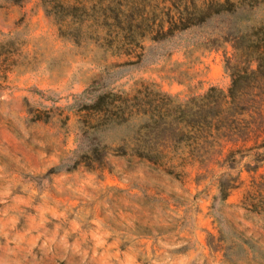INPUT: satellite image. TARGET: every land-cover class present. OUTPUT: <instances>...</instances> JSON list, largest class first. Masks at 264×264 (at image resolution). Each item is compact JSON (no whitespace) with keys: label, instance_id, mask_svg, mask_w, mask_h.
Segmentation results:
<instances>
[{"label":"rangeland","instance_id":"374dc122","mask_svg":"<svg viewBox=\"0 0 264 264\" xmlns=\"http://www.w3.org/2000/svg\"><path fill=\"white\" fill-rule=\"evenodd\" d=\"M65 1L0 0V264H264V104L221 130L179 112L228 90L264 0L187 29L223 0ZM104 91L129 119L86 108Z\"/></svg>","mask_w":264,"mask_h":264},{"label":"trees","instance_id":"16d2710c","mask_svg":"<svg viewBox=\"0 0 264 264\" xmlns=\"http://www.w3.org/2000/svg\"><path fill=\"white\" fill-rule=\"evenodd\" d=\"M17 3H22L26 0H13ZM263 0H223L210 3L206 8L200 12H192L189 19L183 25L179 26V29H187L191 26L197 25L206 21L214 14L223 12H235L244 5L257 6L262 3ZM54 6L57 9H68V13L75 14L80 7L76 3H68L65 0H52ZM175 29L173 25L170 26L165 35L167 37ZM248 33H243L242 38L247 37ZM252 36L249 45L258 47L256 51L245 60V65L241 66L236 64L233 66L232 82L228 90L225 91L217 86H211L202 97L193 96L189 102L182 106L180 114L182 119L186 120L189 125H206L216 126L217 129H222L225 125L214 124L213 120L223 115V119L230 117L231 120L237 116L238 113H243L253 108L259 109L261 103L264 104V49H260L264 46V23L253 27L250 31ZM158 39L159 37H154ZM256 62V65H253ZM256 88V89H255ZM94 101L88 103L86 108L93 109L96 112L103 113L104 116H110V120H127L131 114L129 112L130 106H133L131 99L128 96L120 95L114 91H104L96 95ZM118 99H121V103L117 108H113L111 105L115 104ZM231 123V122H230ZM188 132V131H187ZM180 141L190 140L187 136L189 133H181ZM187 136V137H185ZM98 146L93 147V152L96 157L101 158V154L96 151ZM96 151V152H95ZM238 149H230L227 156L231 158L235 155ZM146 157L154 158L152 153H145ZM235 176H222L220 180L221 197L227 198L230 194L231 188L237 186L233 181Z\"/></svg>","mask_w":264,"mask_h":264}]
</instances>
